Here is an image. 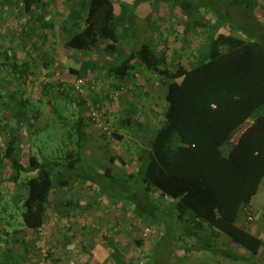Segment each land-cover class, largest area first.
<instances>
[{
  "label": "rangeland",
  "instance_id": "rangeland-1",
  "mask_svg": "<svg viewBox=\"0 0 264 264\" xmlns=\"http://www.w3.org/2000/svg\"><path fill=\"white\" fill-rule=\"evenodd\" d=\"M185 1L201 4V11H208L210 25L215 23L210 16L215 5L222 13L229 14L234 22L226 19L221 29L223 33L239 34L230 27L233 23L248 31L255 26L253 20H244L229 5L231 0L227 3L219 0H207V3L206 0H150L136 7V21L133 18L132 24L129 22L131 13L126 16V19L129 17L127 23L122 18L119 24L122 40L115 52L107 54L104 51L106 42L89 51L66 47V40L77 32V26L82 25L76 26V19L70 15L78 0H48L42 11L48 26L38 20L30 22L21 0L0 6V151H4L7 142L15 137L18 153L26 162L30 154L42 160H64L68 151L77 148L73 126L78 116L83 115L88 135L85 163L95 174L108 167L113 170L112 177L103 176L104 183L77 181L68 187L56 188L51 195L46 223L35 232L24 226L21 214L27 194L24 184L32 174L23 173L16 183L10 178L13 173L10 165L1 168L0 264H98L96 259L101 264H115L111 256L113 246L119 247L125 264H264V230L259 231L263 246L258 256H252L232 244L224 234L216 239L208 236V230H199L197 235L187 234L185 224L175 220L176 215L170 211L163 214L165 223L145 222L135 215L132 204L121 199L123 193L132 195L139 186L129 177L137 170L130 157L137 152L134 134L124 133V139L120 141L109 133L111 137L106 139L103 130L112 132L114 122L132 117L142 124L136 125L139 132L152 134L164 119L165 86L158 76L139 67L136 78L124 86L120 84L118 89L116 82H112L102 68L121 62L126 57L125 51L143 43L164 51L168 40L170 48L180 49L182 35L191 19H187L175 3ZM256 3L253 8L264 24V0H256ZM213 26L204 29V35L193 36L191 45L197 41L208 43L215 33ZM216 27L220 28V25ZM260 32L264 34V27ZM168 55L171 59L169 48ZM174 58L177 62L180 56ZM24 61L29 62L30 72L21 77L18 68ZM71 68L79 69L82 75ZM86 70L88 74H85ZM120 94L125 97L120 99ZM94 111L98 113L96 118ZM117 153L123 156L125 163L110 161L109 157ZM122 189L126 190L122 193ZM153 195L157 202L159 197L155 192ZM71 198L78 206L69 208L73 209V215L61 217L63 205ZM253 209L255 215L264 213V182L254 199ZM261 219L252 221L254 228L263 223ZM76 226H88L87 234H79L76 240L70 239L71 246H65L60 252L62 247L55 244L61 239L59 235ZM136 238L144 241L142 247H138ZM80 243H84L95 257L79 252ZM200 244H211L216 253L197 249ZM187 247L191 248L189 252H185Z\"/></svg>",
  "mask_w": 264,
  "mask_h": 264
},
{
  "label": "trees",
  "instance_id": "trees-1",
  "mask_svg": "<svg viewBox=\"0 0 264 264\" xmlns=\"http://www.w3.org/2000/svg\"><path fill=\"white\" fill-rule=\"evenodd\" d=\"M14 1L0 0V6ZM21 1L30 22L38 20L44 26L49 25L42 14L48 0ZM143 2L150 0H135V9L130 14L131 24L137 13L136 7ZM175 4L191 19L187 30L214 25L210 52L203 62L186 69L169 58L166 40L164 51L143 43L125 51L126 57L121 62L102 68L109 79L116 82L118 89L120 84L124 86L136 78L139 67L158 76L165 86L166 109L162 125L152 134L142 133L147 139L146 147L139 148L136 153L141 165L129 174L139 186L132 195H124L126 189H122L121 199L132 204L135 215L145 222L165 223L163 214L170 211L176 215L175 220L185 224L187 234L197 235L199 230H208V236L213 239L224 234L232 244L258 256L263 240L236 221L240 209L252 208L250 203L264 180V111L252 123L244 125L264 106V34L260 32L264 24L254 10L256 0H231L229 3L244 20H253L255 25L252 30L245 31L234 23L230 24L239 35L219 32L226 19L233 21V18L222 13L216 5L210 12L215 23L210 25L208 11H201V4L194 5L189 1ZM70 15L76 19V26L78 23L82 25L77 26V32L66 40L67 48L89 51L106 42L104 51L107 54L118 49L122 40L119 24L124 15L116 14L113 0H78ZM218 24L220 28L216 27ZM71 70L82 75L79 69ZM29 72V62H22L18 73L24 77ZM124 97L119 95L120 99ZM213 104L217 107H212ZM242 124L240 133L231 132ZM136 125L142 126L135 118H122L111 125L114 131L104 129L103 132L106 139L112 136L121 141L124 135L119 130L134 134ZM73 127L77 148L68 151L64 160H42L30 154L26 162L18 153L15 137L7 142L4 151H0V169L10 165L11 180L18 183L23 173L32 174L24 184L27 194L21 212L28 230L39 232L45 225L51 195L56 188L68 187L77 181L100 184L104 181L103 176H113L110 167L95 174L85 163L86 118L79 115ZM174 138L178 140L176 146ZM227 141L234 142L229 151L222 149ZM110 158L113 163L115 157ZM156 191L161 195L157 202L153 195ZM75 206L78 204L71 198L61 212L67 213ZM135 241L138 247L143 246L142 239L136 238ZM113 247L115 264H125L119 247ZM196 248L216 253L211 244H200ZM81 249L86 250L85 245ZM190 249L185 248V252ZM10 253L14 255L12 250Z\"/></svg>",
  "mask_w": 264,
  "mask_h": 264
},
{
  "label": "crops",
  "instance_id": "crops-1",
  "mask_svg": "<svg viewBox=\"0 0 264 264\" xmlns=\"http://www.w3.org/2000/svg\"><path fill=\"white\" fill-rule=\"evenodd\" d=\"M113 3H114V6H115L116 14L124 15L123 18L125 19V22L127 23L128 22L127 19L129 17L126 19V16L128 15V13H131L132 10H130V9H133V7L135 6V0H113ZM117 11H119V13H117ZM134 19H135V17H134ZM135 21H136V19H135ZM203 30H204L203 28L198 27L196 29H192V30L189 29V30L184 31V33L182 35L183 43H182L180 49H178L177 47H172V46L170 48V44H169L168 47H169V51L171 53V60H175V58H174L175 55H177V57L179 55L180 58L177 59V61L179 63H181L186 69H191L193 66H196V65L200 64L201 62H203L206 59L208 53L210 52V46H211L210 45V41L208 43H205V42L204 43H202V42L200 43V41H197L196 44L192 43V45L190 43V42L193 41V39H192L193 36H196V35L197 36H202V35H204L203 34ZM219 32H221V30ZM226 34H229V33H226ZM232 34L233 35H239L237 33L236 34L232 33ZM212 35H211V37H212ZM211 37H210V39H211ZM172 44L174 45V42H172ZM167 51H168V48H167ZM212 107L216 108L217 106H216V104H213ZM165 109H166V102H165ZM263 111H264V106L262 108L258 109L250 118H248L244 122L245 123L244 125L252 123L253 120L256 118V116H258ZM242 127H243V124L238 126L237 128H235L234 130H231V132L233 134L234 133L235 134L236 133H240L241 130L243 129ZM139 131L136 128V130H133V133L136 134L137 136L136 135H132L134 140H135V146L137 147V150L139 148L146 147V144L143 143V140L144 139L147 140L146 138H144L142 136L143 134L141 132H139ZM119 133L123 135L124 133H131V132H128L125 129H121V130H119ZM173 144H174V146L178 145V140L174 138L173 139ZM233 145H234L233 141H227L222 146V149L229 151L233 147ZM110 157H115V161L113 162L115 164L116 163L117 164L125 163V160L123 159V156L119 155V153H117L115 155H112ZM110 157H109L110 161H113V160H111ZM130 157H131L132 160H134L133 163L135 164V166H136V168L138 170L139 166L141 165V161L139 160L138 156L136 154H134V155H132ZM263 182H264V180H263ZM261 187H262V185H261ZM155 193L157 194L155 196L161 197L159 191H156ZM259 194H260V191H259ZM254 199L255 198H253V200L250 203V206L252 207L251 209H247V208L244 209L243 208V209L239 210L236 222L240 226H242L243 228L249 229L253 234H255L256 236L261 238V233H259V231H263L264 230V213L263 212H261V213L258 212L259 215H255V209H253L254 208ZM72 210L73 209H68L67 213L66 212L65 213L61 212L60 216L61 217L71 216V215H73L72 214L73 213ZM249 211H251V213L253 214L254 220H255V218H262L261 220L263 221V223H262L263 225L259 224L258 227L254 228L253 227V222L249 220ZM54 214H56V213H54ZM87 228H88V226H85L84 228L76 226L71 231H68L67 233L66 232H61V234L59 235V237H61L60 241L57 240V243H55L57 246L62 247V248H59L60 252H61V250H63V251L65 250V246H67V247L71 246V244L69 242L70 239L71 240H76L78 236L80 237L79 234H81L82 236H83V234L84 235L87 234V233H85L87 231ZM52 229L54 230L55 227H53ZM82 245H85V244L84 243H80L79 252L89 253V251H88L89 249H88V247L86 245H85L86 250H82L81 249ZM246 252H248V251H246ZM89 254H91V253H89ZM111 256L113 257V253H112ZM91 257L94 258L95 255L91 254ZM98 261L100 262V260H98ZM247 261H248V258H247ZM100 264H101V262H100Z\"/></svg>",
  "mask_w": 264,
  "mask_h": 264
},
{
  "label": "built area",
  "instance_id": "built-area-1",
  "mask_svg": "<svg viewBox=\"0 0 264 264\" xmlns=\"http://www.w3.org/2000/svg\"><path fill=\"white\" fill-rule=\"evenodd\" d=\"M93 115H95V118H96V116L98 115L97 111H94V112H93ZM105 130H108V129H105ZM249 220H250V221H253V220H254V216H253V214L251 213V211H249ZM40 264H44V262H40Z\"/></svg>",
  "mask_w": 264,
  "mask_h": 264
}]
</instances>
